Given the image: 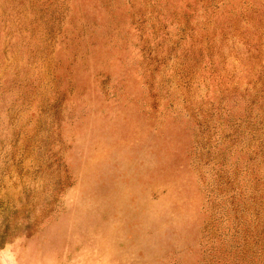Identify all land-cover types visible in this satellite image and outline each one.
I'll use <instances>...</instances> for the list:
<instances>
[{"label":"rangeland","instance_id":"rangeland-1","mask_svg":"<svg viewBox=\"0 0 264 264\" xmlns=\"http://www.w3.org/2000/svg\"><path fill=\"white\" fill-rule=\"evenodd\" d=\"M0 264H264V0H0Z\"/></svg>","mask_w":264,"mask_h":264}]
</instances>
